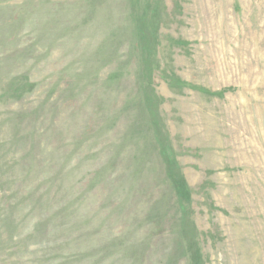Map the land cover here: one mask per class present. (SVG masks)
Returning a JSON list of instances; mask_svg holds the SVG:
<instances>
[{
    "label": "rangeland",
    "instance_id": "rangeland-1",
    "mask_svg": "<svg viewBox=\"0 0 264 264\" xmlns=\"http://www.w3.org/2000/svg\"><path fill=\"white\" fill-rule=\"evenodd\" d=\"M0 264H264V0H0Z\"/></svg>",
    "mask_w": 264,
    "mask_h": 264
}]
</instances>
